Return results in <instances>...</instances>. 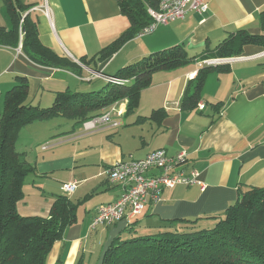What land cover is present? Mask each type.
I'll list each match as a JSON object with an SVG mask.
<instances>
[{
  "label": "crops",
  "instance_id": "obj_1",
  "mask_svg": "<svg viewBox=\"0 0 264 264\" xmlns=\"http://www.w3.org/2000/svg\"><path fill=\"white\" fill-rule=\"evenodd\" d=\"M206 1V13L189 12L184 19L138 37L142 29L111 58L86 67L82 60H97L100 52L131 26L118 0H40L36 10L42 44L80 65V75L33 63L22 52V37L18 47L0 46V115L5 94L17 84V78L28 79L32 107L49 108L57 93L95 92L96 82L107 83L97 74L116 75L153 53L181 46L195 59L182 68L155 74L151 87L142 91L134 114L125 115L127 100L114 104L119 111L113 114L118 120L116 128L88 134L83 124L71 127L74 122L51 124L53 120L21 130L16 150L35 172L24 182L19 214L48 217L59 196H67L78 205L77 223L54 245L47 264H101L116 238L150 228L156 229L143 234L155 235L177 225V220H198L199 226L212 228L217 223L215 218L224 216L241 190L264 189V48L247 46L240 57L215 60L223 62L217 65H229V71L210 73L198 107L181 109L183 97L194 89L197 73L212 61H200L203 52H215L225 40L242 32L262 33L264 0ZM0 28L12 29L2 0ZM158 109H163L166 117L151 121V114ZM38 146H42L40 151H36ZM160 149L171 157L186 153L181 169L200 172L205 188L166 189L160 202L148 201L143 213L129 223L125 219L107 228L92 229L97 208L115 203L124 192L122 186L109 180L107 170L119 161L143 159ZM69 182L78 185L70 196L62 190Z\"/></svg>",
  "mask_w": 264,
  "mask_h": 264
},
{
  "label": "trees",
  "instance_id": "obj_2",
  "mask_svg": "<svg viewBox=\"0 0 264 264\" xmlns=\"http://www.w3.org/2000/svg\"><path fill=\"white\" fill-rule=\"evenodd\" d=\"M12 22V29L0 28V46L18 47L22 37V52L33 63L47 68L66 69L77 75L80 65L44 46L38 31L36 10L40 0H2ZM121 11L131 23L130 28L96 60H82L86 67L93 62L108 60L137 34L152 23L147 8L157 9L160 0H118ZM260 35L242 32L221 43L215 52L201 56L200 61L230 59L243 55L247 46L264 48V12L261 14ZM195 61L186 50L176 46L153 53L120 70L111 77L129 80L128 84H108L103 92L57 93L49 108L32 107L27 78H17V84L4 97L0 115V264H47L54 245L65 231L77 223L78 205L67 196H59L48 217H23L18 204L24 199L26 178L35 172L25 157L16 150L21 130L33 123L64 118L74 127L102 115L114 104L127 100L125 115L134 114L140 105L143 90L151 87L153 76L160 72L182 68ZM229 65H205L195 77L193 91L181 102L183 111L196 109L201 102L207 76L225 73ZM166 117L163 109L155 110L151 121ZM212 228H203L198 220H177L164 232L155 235L116 238L105 252L101 264H264V189L249 187L240 191L237 201L223 217L215 218Z\"/></svg>",
  "mask_w": 264,
  "mask_h": 264
},
{
  "label": "built area",
  "instance_id": "obj_3",
  "mask_svg": "<svg viewBox=\"0 0 264 264\" xmlns=\"http://www.w3.org/2000/svg\"><path fill=\"white\" fill-rule=\"evenodd\" d=\"M209 5L206 0H160L157 9H148L152 23L145 27L138 37L152 34L161 25H168L171 22L184 19L189 12L204 14L208 11ZM42 10L48 14L47 8ZM215 60L208 64H217ZM223 62L219 61V64ZM108 84L124 85L129 80L97 74ZM116 105L104 112L102 115L83 123V130L94 133L105 127L116 128L118 124L112 121V115L119 113ZM203 109V106L200 105ZM187 161V154L181 153L171 157L165 150H156L143 159H130L119 161L107 170L109 180L113 184L122 186L124 192L115 203L103 204L97 208L96 216L91 224L95 229L100 226H112L125 219L128 223L140 216L148 201L155 204L160 202L161 194L166 189H174L178 186L205 188L201 180V173L193 170L186 173L181 167ZM78 185L76 182L65 183L62 187L66 195L73 194Z\"/></svg>",
  "mask_w": 264,
  "mask_h": 264
},
{
  "label": "rangeland",
  "instance_id": "obj_4",
  "mask_svg": "<svg viewBox=\"0 0 264 264\" xmlns=\"http://www.w3.org/2000/svg\"><path fill=\"white\" fill-rule=\"evenodd\" d=\"M202 52H203V51H202ZM201 55L204 56L205 53L203 52ZM107 85H108V84L105 83V82H103V81H98V82H96V85L94 86L93 90H94L96 93L103 92V91L106 89ZM116 120H117V117H116V114H115V115H113V117H112V121H116ZM51 121H53V120H51ZM117 121H118V120H117ZM56 123H60V124H71V123H73V121H70V120H67V119H64V118H57V119H54V121H53L51 124H56ZM73 124H74V123H73ZM47 126H50V125L47 124ZM73 126H74V125H71V127H73ZM78 128L82 130V127H81V128L78 127ZM18 139H19V137H18ZM18 139H17V141H18ZM41 149H42V146H38V147L36 148V151H40ZM68 196H70V195H68ZM107 227H109V226H103L102 228H107ZM155 229H156V228H150V229H147L146 231L151 232V231H155ZM146 231H145V230H141L140 232H136V233H134L133 235H134V236H143L144 234H146ZM137 233H138V234H137ZM143 233H144V234H143ZM129 236H130V234H129V235H128V234H123L122 239H123V240H127V238L130 239ZM134 236H130V237L132 238V237H134ZM144 236H145V235H144Z\"/></svg>",
  "mask_w": 264,
  "mask_h": 264
},
{
  "label": "water",
  "instance_id": "obj_5",
  "mask_svg": "<svg viewBox=\"0 0 264 264\" xmlns=\"http://www.w3.org/2000/svg\"><path fill=\"white\" fill-rule=\"evenodd\" d=\"M216 62H217V61H216ZM220 62H222V61H220ZM218 63H219V62H218ZM105 65H106V64H103V65L101 66L100 70H102V69L105 67ZM208 65L210 66V65H213V64H208ZM214 65H215V64H214ZM216 65H217V64H216Z\"/></svg>",
  "mask_w": 264,
  "mask_h": 264
}]
</instances>
